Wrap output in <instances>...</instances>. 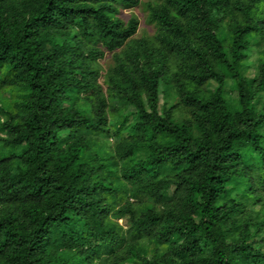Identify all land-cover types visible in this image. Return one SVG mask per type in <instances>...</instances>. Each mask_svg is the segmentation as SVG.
<instances>
[{
    "label": "trees",
    "instance_id": "obj_1",
    "mask_svg": "<svg viewBox=\"0 0 264 264\" xmlns=\"http://www.w3.org/2000/svg\"><path fill=\"white\" fill-rule=\"evenodd\" d=\"M262 42L264 0H0V264H264Z\"/></svg>",
    "mask_w": 264,
    "mask_h": 264
},
{
    "label": "rangeland",
    "instance_id": "obj_2",
    "mask_svg": "<svg viewBox=\"0 0 264 264\" xmlns=\"http://www.w3.org/2000/svg\"><path fill=\"white\" fill-rule=\"evenodd\" d=\"M130 12H133L135 13L138 18H139V24H138V28H137V31L135 33V37H136V40L137 39H140V38H143V37H149L151 36V34L154 32V28L152 26V24L148 23L146 21V13L143 11V6L142 5H138L132 9H125L123 11V18L124 19H127L129 17V15L131 14ZM264 45V42L261 43L260 46L258 47H262ZM250 56L249 58V62L253 63L254 60H255V56H256V51L254 48L250 49L249 52H247ZM105 55H107V53H105ZM102 63L104 62V60L101 61ZM103 81V80H101ZM166 87L162 86L161 88V91H162V95L160 97V106L163 105V102H164V90H165ZM230 99L231 101L235 104V101H236V92H231L230 94ZM172 192V190L170 189L168 191V194H170ZM120 222L125 224V220L124 219H120Z\"/></svg>",
    "mask_w": 264,
    "mask_h": 264
}]
</instances>
